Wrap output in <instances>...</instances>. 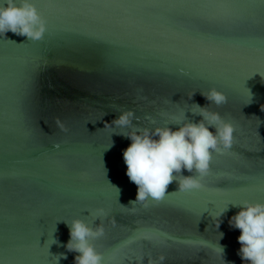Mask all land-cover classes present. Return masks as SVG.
Instances as JSON below:
<instances>
[{
    "label": "water",
    "instance_id": "95a60500",
    "mask_svg": "<svg viewBox=\"0 0 264 264\" xmlns=\"http://www.w3.org/2000/svg\"><path fill=\"white\" fill-rule=\"evenodd\" d=\"M32 2L47 20L43 39L0 37V264H57L61 253L59 264H74L62 221L75 218L102 220L105 235L92 243L105 264H121L139 236L153 241L143 254L164 264H243L229 226L240 209L229 205L218 229L210 213L264 203V75H252L264 73V0ZM211 87L228 97L208 107L234 125L232 148L213 153L201 190L173 182L163 202L131 206V141L116 134L129 129L105 122L124 110L140 127L199 122L191 106L207 105L200 92ZM99 208L107 215L97 219Z\"/></svg>",
    "mask_w": 264,
    "mask_h": 264
},
{
    "label": "clouds",
    "instance_id": "9594fccd",
    "mask_svg": "<svg viewBox=\"0 0 264 264\" xmlns=\"http://www.w3.org/2000/svg\"><path fill=\"white\" fill-rule=\"evenodd\" d=\"M9 31L28 40L39 41L47 31V20L32 0H0V37H4ZM195 93L189 94L188 99L191 100ZM200 94L209 103L204 107L192 104V113L202 117L199 122H190L185 117L183 122L174 120L178 124L176 128L167 125L140 127L133 123L138 118L131 110L122 111L110 123L105 122L104 128L129 129L127 132L115 133L131 141L123 150L126 175L137 186L135 200L129 201L131 206L140 204L148 207L149 202L158 204L173 182L177 183V191L180 192L201 190L202 180L210 171L213 153L222 154L232 148L234 125L224 120L219 112L210 111L208 107L209 104L217 107L226 104L227 95L215 87ZM261 110L264 111V105ZM210 128L215 131H210ZM112 146L113 141L109 148ZM184 171L190 175H183ZM229 205L240 209L229 220V226L240 231L237 237L240 244L237 254L243 264H264V203L247 200L227 203L214 215L210 213L217 229L222 223L221 218L229 210ZM96 214L97 219L107 215L103 208L97 209ZM62 222L68 226L70 237L63 247L66 252L77 253L74 264H105L104 254L97 251L92 243L105 235L102 220L95 227H90L79 218ZM219 235L220 240L224 234ZM54 243L58 241L54 239ZM217 247L223 256L224 246L217 242ZM57 257L59 264L60 259H67V254L61 253ZM145 258L147 264H164L166 259L162 254L155 258L150 253L147 256L141 254L136 257L135 264H144Z\"/></svg>",
    "mask_w": 264,
    "mask_h": 264
},
{
    "label": "snow or ice",
    "instance_id": "6c2138e0",
    "mask_svg": "<svg viewBox=\"0 0 264 264\" xmlns=\"http://www.w3.org/2000/svg\"><path fill=\"white\" fill-rule=\"evenodd\" d=\"M256 73H259L260 75H264V73H262L260 71H255L252 73V75H254ZM165 196H166V194H165ZM160 202H163V201L161 200ZM167 239L170 240L171 238L168 237ZM152 242H153L152 239L148 236H139L137 238L130 239V241L127 244V250L123 254L121 264H126V261L135 260L136 257H138L139 255L144 253V251L146 250V247L151 245ZM137 243H139V245H140V252L139 253H137L136 249L133 248V245H135ZM200 251H204L208 254V253L212 252V249L206 247V245H204V244H201L200 245ZM49 259L51 260L52 258L49 257Z\"/></svg>",
    "mask_w": 264,
    "mask_h": 264
}]
</instances>
